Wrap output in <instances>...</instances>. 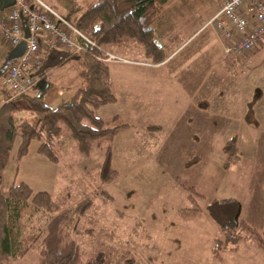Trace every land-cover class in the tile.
<instances>
[{
	"label": "rangeland",
	"instance_id": "rangeland-1",
	"mask_svg": "<svg viewBox=\"0 0 264 264\" xmlns=\"http://www.w3.org/2000/svg\"><path fill=\"white\" fill-rule=\"evenodd\" d=\"M44 1L65 15L69 5L78 7L90 0ZM222 1L168 0L154 26L165 20L169 22L166 26L178 29L181 40L188 39L190 44L200 46V67L196 59L198 50L196 57L189 56L184 66L188 71H196L191 87L197 85L200 70L201 90L209 81L213 84L214 80H222V86L218 84L220 90L225 92L226 86L233 89V98L224 99L232 105L225 106L217 97L213 102L203 98L195 111H183L180 91L163 77L161 70L144 72L141 70L149 65L105 60L117 100L104 104L99 113L105 118L116 114L118 120L129 124L119 128L111 141L112 165L119 171L115 179L101 182L92 170L102 159L104 148L83 156L72 140L65 138L63 146L56 140V162L37 152L36 138L29 142L27 152L17 158L20 139L14 140L3 170L5 192L11 183L20 181L28 183L33 191L47 190L53 198L69 192L62 208L84 196L91 197L90 207L75 219L72 229L81 246L82 261L95 250L111 246L129 249L142 264H264V247L250 240L240 239L236 249L221 248L214 254V238L222 237V232L205 211L206 204L213 199L235 197L240 203V219L254 227L264 240V45L245 57L223 52L214 28L207 24ZM118 49L108 48L126 58L144 59ZM206 50L211 52L210 58L204 54ZM213 53L220 64L213 63V75L208 76L211 70L205 65H210L208 60L213 62ZM224 61L237 62L223 66ZM126 68L132 70L125 72ZM151 76L156 77L152 85ZM146 86L159 89L152 91ZM5 91L11 98L21 96H12L4 88ZM137 91L142 92L147 103L136 107L131 101ZM151 102L158 105L149 106ZM35 117L33 113L29 119L35 122ZM148 124L159 127L148 129ZM232 135L237 137L238 157H232L229 166L224 167V143ZM87 170H92V174H86ZM183 185L193 186L200 195ZM101 189H106L110 198ZM190 192L194 201L188 197ZM193 204L203 209L201 215L182 219L178 209ZM49 218V213L35 210L30 203L21 205L20 217L11 228L14 252L4 264H37L38 248Z\"/></svg>",
	"mask_w": 264,
	"mask_h": 264
},
{
	"label": "trees",
	"instance_id": "trees-1",
	"mask_svg": "<svg viewBox=\"0 0 264 264\" xmlns=\"http://www.w3.org/2000/svg\"><path fill=\"white\" fill-rule=\"evenodd\" d=\"M168 0H90L84 5L68 9L65 16L83 33L95 40L97 46H90L79 52H70L53 47L46 61L37 71L44 77V68L70 60L76 62L80 84L70 97L61 99L51 106L44 102V93H22L8 97L0 105V185L2 171L7 164L9 151L16 137H19L16 157L27 152L31 139H38L37 152L49 160L58 161L55 149L56 140H72L76 151L89 155L96 148H104L102 159L92 169L101 182H110L119 175L112 165L111 141L115 132L129 124L118 120L116 114L109 118L99 116L95 109L103 104L116 101L111 88L107 62L103 59L106 50L112 45L133 42L140 46L143 54L151 62H160L166 57L165 49L157 38L154 24L161 18ZM21 109L31 110L35 122L21 116ZM148 129L159 125L148 124ZM236 135L224 143V167L229 166L236 155ZM63 146V145H62ZM87 170L86 174H92ZM185 186V185H183ZM192 193L200 195L193 186H185ZM188 197L194 201L192 193ZM101 193L110 198L106 189ZM70 197L69 192L53 198L47 190L33 191L28 183H11L6 193L0 189V264L6 263L14 252L11 237L12 224L20 217L21 205L30 203L35 210L50 214L45 232L38 248L37 264H142L129 249L106 247L82 261L80 243L73 237L75 219L87 211L92 203L89 195L74 204L62 208ZM202 208L196 204L178 209L184 219L198 217ZM205 211L215 221L221 236H215L213 252L221 248L236 249L240 239L250 240L264 247V240L254 227L240 219V203L235 197L213 199L205 206ZM244 231L248 232L245 234ZM251 234L254 236L252 239Z\"/></svg>",
	"mask_w": 264,
	"mask_h": 264
},
{
	"label": "built area",
	"instance_id": "built-area-1",
	"mask_svg": "<svg viewBox=\"0 0 264 264\" xmlns=\"http://www.w3.org/2000/svg\"><path fill=\"white\" fill-rule=\"evenodd\" d=\"M207 24L214 28L226 55L245 57L264 45V0H223ZM23 39L25 50L7 62L3 75V87L12 96L33 88L48 49L79 52L97 46L95 40L44 0H14L0 6V42L9 51ZM105 53L104 60L132 61L110 50Z\"/></svg>",
	"mask_w": 264,
	"mask_h": 264
},
{
	"label": "crops",
	"instance_id": "crops-1",
	"mask_svg": "<svg viewBox=\"0 0 264 264\" xmlns=\"http://www.w3.org/2000/svg\"><path fill=\"white\" fill-rule=\"evenodd\" d=\"M8 5H10V4H8ZM71 6H72V4L69 5L68 9ZM167 23H169V22L162 20L159 22L158 26H156V27L154 26L155 32L157 34V38L162 43V45L165 49V53H166V57L160 62H151L147 57L144 56L142 48L140 46H134L136 44L133 42H129V43L121 44V45H112L109 47V49L114 50V48H119L121 50L120 52L130 54V56H138V55L144 56V59L142 58V60H134L132 58L127 57L128 59H131L132 61L126 62V63H139V64L149 65V67H146L145 69H142L141 71H144V72L149 71L150 73H152V72L155 73V72L161 70L162 72H164L163 77H165L168 80V82L173 84L174 85L173 87L176 90L180 91V93H181L180 96H182V99H183V102H182L183 111L188 110V109L194 110V108H197L198 103L203 98H208V99H210L209 100L210 102L211 101L213 102L215 97H217L216 99L220 98L218 101L223 102V104L225 102L224 99L231 100L233 98V89L232 88L229 90L228 86H226L225 92H223L222 90H220V88H218L219 83H221V86H222V80H221V82L218 80H214L213 84L209 81V82H207L206 85H204V90H201V87H203V86L201 85L202 79H201V71L200 70L198 73L197 85L195 84L193 87H191V83H192V79H193V73L196 71L194 70V72L193 71L191 72V70L188 71L184 68L185 63H186V59L189 58V56H191L192 54L196 57L195 53L198 50V55H197L196 59H198V66L200 67V65L202 63L203 52L201 51L200 46L198 47V46H195L196 44H190V41H188V39L181 40L182 38H180V32L178 33V29L172 28L170 26H166ZM125 47H127L128 49L125 50ZM134 49H137V51H135ZM182 50H184L183 53H181ZM51 51H52V48L48 49L45 52L44 62L48 58ZM7 53H8L7 47L0 42V105L7 98L6 91L4 92V88L2 86L4 70H5V67L7 65L6 64L4 66ZM204 54L207 55V57H209V58L211 57V52L209 50L204 51ZM119 55H121V54H119ZM124 57H126V56H124ZM176 58H178V59H176ZM208 61H209L210 65H207V63H206L205 66H208V69L211 70L208 74V76H209L211 74L213 75V63H214V66H216L217 64L219 65L220 63H217V62H219L220 60L217 58V56H214V53H213V62H211L210 60H208ZM224 62H221V64L223 66H227V65L233 66V64H235L237 61H229L228 63L225 62L226 65ZM130 70H132V69L126 68L125 72L126 71L129 72ZM186 72L190 73L189 76H187ZM109 73L111 76L110 70H109ZM178 73H181L182 75L179 76ZM44 74H45L44 77L38 76V79L43 78L48 82V86H47L46 90L43 92L44 93L43 98H44V102L51 105V106L56 105L61 99H66V98L70 97V95L72 94V91L80 84V81H81L80 77L77 75L76 62L74 60H70V61H67V62H64L61 64H53V65L46 66L44 68ZM152 78L153 79H152L151 85L156 80L155 79L156 77H152ZM188 78H190L189 83H188ZM110 83H111V78H110ZM194 83H195V74H194ZM148 84H150V83H148ZM230 84H228V85H230ZM146 87L147 88L149 87L152 91L155 87H157L159 89V86H146ZM111 88H112V83H111ZM112 90H113V88H112ZM37 91H38V88L36 87V85H34L33 88L30 89L28 94L29 93L30 94L37 93ZM145 95L148 96V93H145ZM140 97L144 98L143 101L140 100ZM134 98H135L134 101L133 100L131 101V105H133V106L137 107L138 105H142V104L147 103L146 98L143 96L142 92L140 94H138V91H137L134 94ZM216 99H215V101H216ZM116 100H117V97H116ZM227 103L228 104H226V102H225V106L232 105V103H229V101ZM210 104L213 105V103H210ZM103 105L97 107L96 110H98V112L97 113L95 112L97 115L102 116V117H103V115L101 113H99V111ZM148 105L153 107V105H158V104L151 102V104H148ZM18 114L21 116L29 117V116H32L33 112L31 110H28V109H21L18 111ZM193 114H195V112ZM248 123H251V122L248 121ZM36 150H37V147H36ZM39 154H41V153H39ZM2 176H3V171H2ZM0 189H1L2 193L7 192V191L5 192L2 188V179H1ZM7 190H8V188H7Z\"/></svg>",
	"mask_w": 264,
	"mask_h": 264
},
{
	"label": "water",
	"instance_id": "water-1",
	"mask_svg": "<svg viewBox=\"0 0 264 264\" xmlns=\"http://www.w3.org/2000/svg\"><path fill=\"white\" fill-rule=\"evenodd\" d=\"M13 2H14V0H0V6L4 7V6L8 5V4H12ZM25 35H28L27 28H25ZM25 46H26V42H25V39H23L17 45L12 47L7 53L4 66L12 58H16V57L20 56L23 53V51L25 50ZM35 85L38 88L37 95H40L46 90V88L48 86V82L45 79H43V78H39L37 80V82L35 83Z\"/></svg>",
	"mask_w": 264,
	"mask_h": 264
}]
</instances>
